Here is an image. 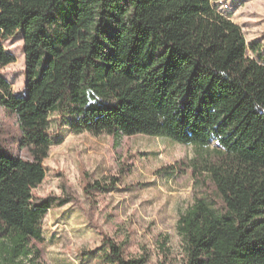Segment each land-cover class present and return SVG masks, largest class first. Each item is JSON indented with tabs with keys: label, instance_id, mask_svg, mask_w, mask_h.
<instances>
[{
	"label": "trees",
	"instance_id": "trees-1",
	"mask_svg": "<svg viewBox=\"0 0 264 264\" xmlns=\"http://www.w3.org/2000/svg\"><path fill=\"white\" fill-rule=\"evenodd\" d=\"M69 3L63 11V0H0V106L18 130L8 142L0 127V264H43L44 217L71 199L33 189L63 126L195 148L193 158L158 171L189 169L198 193L177 219L180 260L155 264H264L261 45L248 46L213 0ZM54 18L58 26L46 32ZM19 32L24 85L14 93L1 72L14 61L3 43ZM102 243L96 264H146L109 237Z\"/></svg>",
	"mask_w": 264,
	"mask_h": 264
},
{
	"label": "rangeland",
	"instance_id": "rangeland-1",
	"mask_svg": "<svg viewBox=\"0 0 264 264\" xmlns=\"http://www.w3.org/2000/svg\"><path fill=\"white\" fill-rule=\"evenodd\" d=\"M213 2L241 28L248 46L254 42L261 45L264 56V0ZM63 5V11L70 9L69 0H63ZM56 20L46 32L58 26ZM3 45L14 55V61L1 72L17 93L24 85L21 33ZM53 118L51 131L55 127ZM0 127L6 141L12 142L18 132L17 121L2 106ZM62 134V141L52 145L44 160L46 175L33 194L67 195L71 201L53 206L44 217L41 262L96 264L104 249V237L115 240L125 255L142 258L146 264L180 260L184 242L177 219L192 205L198 189L189 169L177 175L158 171L193 158L195 148L140 134L113 137L70 133L65 126ZM13 149L21 156L27 155L15 145Z\"/></svg>",
	"mask_w": 264,
	"mask_h": 264
}]
</instances>
